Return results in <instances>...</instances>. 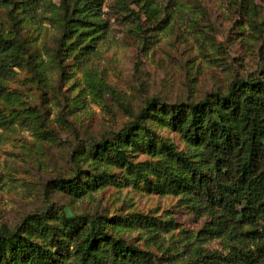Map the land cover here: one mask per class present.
Returning a JSON list of instances; mask_svg holds the SVG:
<instances>
[{
  "label": "rangeland",
  "instance_id": "374dc122",
  "mask_svg": "<svg viewBox=\"0 0 264 264\" xmlns=\"http://www.w3.org/2000/svg\"><path fill=\"white\" fill-rule=\"evenodd\" d=\"M73 1L65 10L62 0H35L13 9L16 21L9 18V6L0 7V32L24 45L13 42L21 60L14 63L10 56L0 73V231L22 229L25 218L39 215L59 233L65 216L112 221L142 212L172 218L173 227L125 221L106 227L153 252L158 264L186 263L203 249L218 255L213 264H264V252L257 257L254 250H264V223L255 226L252 258L227 262L230 244L245 243L231 238L228 227L207 232L217 227V204L201 192L149 190L146 179L160 174L146 164L132 175L127 164L86 151L95 141L115 137L150 99L196 102L226 92L236 78L264 76V0H81L76 15L88 20L63 36ZM167 116L146 123L203 162L204 146L184 139ZM145 144L139 132L126 148L128 159L158 166L161 156ZM212 166L211 160L201 168L209 173ZM88 174L101 178L81 194L53 185L58 178L85 181ZM34 239L56 248L49 232Z\"/></svg>",
  "mask_w": 264,
  "mask_h": 264
},
{
  "label": "trees",
  "instance_id": "16d2710c",
  "mask_svg": "<svg viewBox=\"0 0 264 264\" xmlns=\"http://www.w3.org/2000/svg\"><path fill=\"white\" fill-rule=\"evenodd\" d=\"M34 1L0 0V7L9 6V18L16 21L13 9H26ZM79 1L74 0L71 10L66 13L63 36L75 28L76 22L88 20L84 15H76L81 7ZM127 1L120 0L121 3ZM62 3L68 10L70 0H62ZM262 23L264 26V19ZM14 41L19 47H24L23 41L0 32V73L11 64L10 56L14 63L21 60L20 55L12 50ZM166 115L165 120L178 128L184 139L204 146L203 162L202 159L195 160L194 155L177 150L173 142L156 135L146 123L148 118L156 116L162 119ZM139 132L146 136L148 152L161 156L156 161L158 166L150 164V161L131 163L128 159L126 148L136 140ZM158 137L159 143H156ZM85 150L77 156H82ZM86 151L105 162L127 164L132 175H138L142 165L146 164L157 175L160 174L157 179H146L144 186L149 190L201 192L221 209L214 221L217 227L207 228V232L228 227L233 232L231 238H239L245 243L242 247L230 244L223 259L227 262L248 261L254 250L257 257L262 256L263 248L256 246L253 250L251 244L257 231L256 224L259 221L264 223V76L252 72L247 77L236 78L226 92L217 91L211 97L196 102L163 103L150 99L115 137L95 141ZM211 160L213 166L206 173L201 166ZM183 170L189 175L181 173ZM100 178L91 174L85 181L76 177L58 178L53 185L77 195L94 188ZM25 219L22 229L0 231V264H158L153 252L138 247L121 235H114L106 225L125 221L141 227L169 229L174 224L172 218L163 219L142 212L112 221L102 215L86 217L76 214L65 216L57 233L56 227L54 229L42 215ZM48 232L54 236L55 249L34 239L35 235ZM69 244H72V249H67ZM62 246L67 250L60 251ZM217 258L215 252L203 249L197 257L178 264H213Z\"/></svg>",
  "mask_w": 264,
  "mask_h": 264
}]
</instances>
